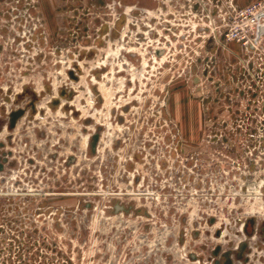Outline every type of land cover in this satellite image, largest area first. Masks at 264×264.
I'll return each mask as SVG.
<instances>
[{
  "label": "rangeland",
  "instance_id": "1",
  "mask_svg": "<svg viewBox=\"0 0 264 264\" xmlns=\"http://www.w3.org/2000/svg\"><path fill=\"white\" fill-rule=\"evenodd\" d=\"M255 0H0V264H264Z\"/></svg>",
  "mask_w": 264,
  "mask_h": 264
},
{
  "label": "built area",
  "instance_id": "2",
  "mask_svg": "<svg viewBox=\"0 0 264 264\" xmlns=\"http://www.w3.org/2000/svg\"><path fill=\"white\" fill-rule=\"evenodd\" d=\"M227 37L246 49L264 54V0H255L233 9L224 17Z\"/></svg>",
  "mask_w": 264,
  "mask_h": 264
}]
</instances>
